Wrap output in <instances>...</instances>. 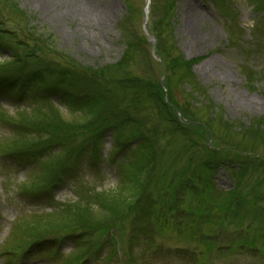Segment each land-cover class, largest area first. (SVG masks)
Here are the masks:
<instances>
[{
    "label": "rangeland",
    "instance_id": "obj_1",
    "mask_svg": "<svg viewBox=\"0 0 264 264\" xmlns=\"http://www.w3.org/2000/svg\"><path fill=\"white\" fill-rule=\"evenodd\" d=\"M49 1L0 0V42L5 44V49L0 48V54H5L0 61L10 68L16 61L27 68L70 61L74 68H68L85 85L80 89L91 90V99L97 91L93 105L97 130L103 132L110 127L120 132L118 135L133 138L124 156L139 163L146 160L148 168H153L154 180L146 179L150 184L145 187L150 203L141 201L147 204L143 206L148 212L144 218L133 209L130 217L136 220L129 223L124 219L118 224L116 219L123 209L109 206L106 194L100 191L115 187V174L104 167L101 179L84 167L90 188L85 190L83 203L71 204L53 218L47 214L49 206L43 205L35 225L13 233L10 226L14 216L28 213L37 204L35 197L16 188L30 165L22 170L18 167L20 171L9 173L7 186L0 191V264H18L22 254L19 248L28 241L26 238L41 236L47 228L54 234L43 238L44 244L39 240L28 244L35 250L20 264H57L75 252V245L63 240L65 235L83 227L92 228L88 237L93 260L84 264H264V0L227 4L223 0H151L158 46L167 65L163 84L166 81L168 96L200 121H206L211 138L169 121V116L155 105L153 78L158 69L148 68L135 34L142 0H91L89 4L85 0H54L75 9L107 1L111 14L106 21L81 19L45 4ZM166 6L172 10L165 13ZM18 20L26 21L28 35H13ZM121 21L126 22L125 32L134 34V41L125 40ZM137 96L142 102L135 101ZM131 101H135L133 106ZM133 108L140 115L157 118L145 122L139 119V133L129 137L120 120ZM60 110L65 118L62 125L71 129L83 126L65 109ZM77 136L79 143L89 140L82 133ZM209 138L211 147L207 150ZM136 139L149 146L152 153L147 159L143 154L129 153L136 151ZM104 142L105 153L108 142ZM155 143L158 148L152 151ZM120 158L123 155H118L114 168L121 166ZM141 182L137 179L138 184ZM50 183L43 177L42 184L32 187L40 189ZM158 191L162 198L155 197ZM70 192L57 189L56 201L72 199ZM168 203L174 205L168 210L176 225L170 230L167 227L171 224L161 221L158 229L162 232L152 229L150 246L136 245L133 252H128L133 248L131 242H139L137 238L148 241L142 240L139 232L136 239H130L133 227L155 228L160 208L166 212L161 219L167 217ZM109 237L114 241L111 250L103 244ZM51 238L58 240L56 252H48ZM5 243L19 249L12 259L7 256L12 254L2 251ZM89 259L86 256L84 260Z\"/></svg>",
    "mask_w": 264,
    "mask_h": 264
},
{
    "label": "bare ground",
    "instance_id": "obj_2",
    "mask_svg": "<svg viewBox=\"0 0 264 264\" xmlns=\"http://www.w3.org/2000/svg\"><path fill=\"white\" fill-rule=\"evenodd\" d=\"M91 0H85V4H89L88 2H90ZM40 3V2H38ZM42 4V3H41ZM40 4V5H41ZM45 4H47L48 6H54L56 7V9H59L63 12L68 11L71 14H73L74 16L80 17L81 19L83 18L84 20H95V19H102L104 21H106V19L110 18V14L111 12L109 11V8L107 7V1L106 2H101L98 5H95L93 7L87 6V5H82L83 8L82 9H75V8H71L65 4H61L58 3L56 1H49L46 2Z\"/></svg>",
    "mask_w": 264,
    "mask_h": 264
},
{
    "label": "trees",
    "instance_id": "obj_3",
    "mask_svg": "<svg viewBox=\"0 0 264 264\" xmlns=\"http://www.w3.org/2000/svg\"><path fill=\"white\" fill-rule=\"evenodd\" d=\"M170 9L172 10V7L170 6V7H165V13L169 10L170 11ZM126 26V22L125 21H121V23H120V29H121V31H122V33L124 34L123 36H124V38H125V40L127 41V42H129L130 40H132V41H134V39H135V36H134V34H132V33H127V31L125 32V27ZM138 39V38H137ZM139 40V39H138ZM140 41V40H139ZM127 48L126 49H128L129 48V46H126ZM158 50H159V46H158ZM160 52H162L161 50H159ZM129 86H134V85H132V84H130ZM135 87V86H134ZM139 89H140V87H139ZM155 88L153 89V91H154V93H155ZM139 92H141V90L139 91ZM82 100H84V98H82L81 99V101ZM88 100V99H87ZM107 100V98H103V100L102 101H106ZM84 102V101H83ZM88 102V104H90V102L89 101H87ZM100 104V103H99ZM98 107V106H97ZM208 150V149H207ZM105 201H106V203H108V205L109 206H111L112 208H117V207H120V208H123V203H125V201H126V199L124 200V199H120L119 198V196L118 195H112L111 193H106V195H105ZM128 199V198H127ZM117 201H118V203H117ZM128 202V201H127ZM84 210H88V207H85L84 208ZM223 210V207H222V209H221V211ZM94 213L96 212V211H94V209L92 210Z\"/></svg>",
    "mask_w": 264,
    "mask_h": 264
}]
</instances>
